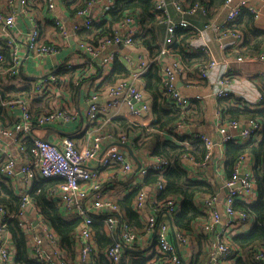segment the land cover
<instances>
[{
  "label": "built area",
  "instance_id": "1",
  "mask_svg": "<svg viewBox=\"0 0 264 264\" xmlns=\"http://www.w3.org/2000/svg\"><path fill=\"white\" fill-rule=\"evenodd\" d=\"M115 1L86 0V4L77 9L76 20L72 22L71 26H67L57 12L55 0H44L47 5L46 12L50 15L48 17L35 12L34 8L36 7L33 0H0V26L2 27V34L5 35L4 38L0 37L5 40L10 48L13 63L10 68L0 69V81L2 84H21L23 88L29 86L35 99L57 94V90L61 91V79L63 77H61V70L58 69L52 70L51 73L47 74L42 72L38 77L28 82L22 79V45L15 37V25L20 14L28 18L29 29L26 34V48L35 62L40 63L46 58L57 57L61 54L64 42L73 38L78 43L77 56L82 61H85V65H87L85 72L75 82L76 84L85 83L97 69H101L104 74L111 72L115 59L121 56L117 46L122 45L129 49L135 48L134 37L139 33L136 18L133 16L126 17L119 23L118 27H115L112 37H102L97 44L80 39L78 32L83 29H91L97 21L94 15L96 6H102L106 10L113 7ZM180 2L181 0L157 1L155 10L166 16L167 33L160 55L157 58H151V62H158L164 89L173 104L177 107L188 108L192 103V98L184 95L177 88V81L185 71L184 64L180 59L172 58L167 60L165 58L169 55L168 46L174 43L176 30L180 27L186 28L189 26L188 21L184 19L176 21L170 17L169 7L171 5L176 10L183 11ZM224 6L227 9V14L223 31L228 32L237 42H243V34L239 31L228 29L227 26L237 20L244 2L226 0ZM199 7L201 6L195 5L191 10ZM251 12L257 15L255 9L251 8ZM41 15L44 19H42ZM79 19H81V22L78 21ZM48 24L51 25V29H47L46 34H44V28ZM132 25L136 28H131ZM206 27H209V24ZM121 28L128 29V32L121 34ZM109 48L110 50L102 59L100 67L93 69L94 66L91 60ZM201 50L212 57V51L208 44H205ZM83 54H88V59ZM2 58L3 56L0 55V59ZM122 58L127 62V66L131 71V78L120 80L104 92H97L92 95V103L86 112L89 123H94L101 112L121 104H126L133 115H141L150 111L145 90L135 84V81L140 78L150 63L142 54L135 56L127 53L122 55ZM237 60L239 62H264V48L254 55L239 56ZM59 62L61 63V59ZM216 65L217 61L212 57L211 60L200 67V74L205 77L208 71ZM69 66L71 67L72 64H69ZM227 74L219 81L220 88L216 92L218 98L229 96L227 86L230 83V79ZM101 94L106 95L104 104L99 103ZM195 98L201 99V96L198 95ZM0 107H7L12 111L19 110L13 126L0 127V148L3 139L6 138L11 140L17 152L23 155L21 168H17L14 158L4 159L0 156V170L12 180H17L18 174L21 173L25 183L28 185L27 191L31 188L36 176L62 178L63 182L51 190L50 196L58 200L62 209L75 213L77 217L82 219L76 230L74 240L77 248L75 264H87L89 258L94 254L97 246L93 223L95 222V216L100 215H106L100 220L103 222L106 232L115 236L114 243L107 246L105 256L111 264H122L125 246L137 243L143 235L128 222H121L117 215L119 205L104 193L103 181L100 179L99 171L92 168L91 164L100 156L106 143H111V141L118 139L119 143H111L107 147L99 163L103 166L117 164L124 174L133 172L137 167L133 158L118 145L127 144L128 136L121 133L116 137L109 132H99L92 136L82 148L77 147L75 139L70 136L51 142L45 135L39 134L38 131L41 130L45 133L46 126L49 124L57 123L61 120L69 121L75 116L64 106H61V101L36 117L32 116L26 98L21 97L10 101L0 99ZM260 130L261 125L255 120L220 122L218 128L222 144H226L231 140L246 142L251 136L258 134ZM194 138L204 143L207 149L206 155L200 162H196L189 157H185L184 160H190L192 164L199 165L201 169H207L217 143L204 133H196ZM244 159L245 157L236 163L231 177L224 182L223 186L227 191L223 199L224 207L222 212L219 211L217 206L219 203L218 195L202 197L196 201L209 214L208 220L203 223L202 231L210 236V264H224L232 256L233 248L227 233L233 227L249 223L251 219L246 212L234 208L237 201L252 204L257 199L254 170L243 166ZM168 164L165 159L154 158L152 161L142 165L138 172L142 177L150 172H163ZM162 188L163 184H159L155 187V190L158 191ZM155 190L141 189L139 191L134 200V207L139 213L146 211L149 200L154 195ZM255 195L256 198L253 199ZM23 196L24 202L16 215L11 213L9 209L0 206V263L15 264V247L12 237L9 235L7 221L16 216L20 229L28 237L32 259L39 263L65 264V251L56 232L49 222L40 215L38 207L31 202L28 194ZM181 203V199L170 197L161 201L158 204V208L162 214L172 216L174 212L179 210ZM30 208H33L39 214L35 223L27 219V212ZM222 218L225 220L224 227L217 231V226L222 221ZM157 223V216L150 214L147 230L155 229ZM171 235H174L178 246L171 240ZM190 240V234L179 229H176L173 234L169 222L167 220L162 221L157 230L158 254L151 260L150 264H183L184 260L179 250V245L182 246L186 254H191ZM250 254L257 264H264V246H256L251 250Z\"/></svg>",
  "mask_w": 264,
  "mask_h": 264
},
{
  "label": "crops",
  "instance_id": "2",
  "mask_svg": "<svg viewBox=\"0 0 264 264\" xmlns=\"http://www.w3.org/2000/svg\"><path fill=\"white\" fill-rule=\"evenodd\" d=\"M55 1L57 4L56 8L58 9L57 12L61 15L62 21L66 23L67 26H71L72 22L77 18V8L81 6L85 0ZM33 2L36 7L34 8L36 11L34 9L33 11L42 14L44 17L50 16L46 12L47 5L44 0H33ZM235 2H244L243 8L248 9L249 11H251V8H253L257 11V15H254L255 17L253 26L257 30L264 32V0H235ZM201 7L190 10L189 12L178 11L172 5L169 7V14L173 20L180 21L184 19L189 23V26L186 28H191L193 31H195L194 36L190 40H188L186 44L187 52L190 54H202L207 58L208 61L213 57L217 61V65L213 69H210L205 77L200 74L201 66H197L195 60H191L190 63L186 65L187 68H185L184 74L177 81V88L184 95L192 98V103L188 108H193V106H195L196 104L199 107V110L194 107V113L192 118L190 119L191 122L180 123L174 131L178 136L194 137V134L196 133H204L209 135L214 141H216L217 145L215 147L213 157L207 166V169H201L199 165L192 164L190 160L185 159L184 163L188 166L190 177H193L197 180H208L211 183H215L216 180H219L221 182L222 192L218 194L219 203L217 204V206L219 211L222 212L224 207L223 199L226 193L223 185L227 177L224 173L226 161L224 153L226 145L221 143V136L218 132L219 124L221 122V113L219 108L220 105H230L239 108H244L245 106L252 108L255 106H262L261 104L264 97V62H239L237 60L239 56H242L236 55V53L238 52L237 50L240 48L242 42H237L231 35L228 34V32L223 31V28L226 25L227 14V9L224 5L215 10L210 9L209 12H206V10ZM109 9L105 10L102 6H96L94 8V15L97 19L95 23H100L101 21H103L104 16ZM42 15L41 17L42 19H44ZM78 21L81 22V19H79ZM136 24L138 29V23ZM207 24H209V27H206ZM118 26L119 23L115 25V27ZM165 27H167L166 24ZM131 28L136 27L132 25ZM28 29V18L25 16H21L20 14L15 25V37L22 45L23 57L21 62L22 71L25 75L35 78L38 77L42 72H46L45 74H47L51 73V71L55 69L62 70L63 65L66 69L77 67L78 64H82L79 66H84L85 69L87 68V65H85V61H82V59H80L76 54L78 43L73 38H71L69 41L64 42L61 48V54L57 57L46 58L40 63L35 62L30 52L26 48V34L28 33ZM47 29H51L50 24L45 26L44 34H46ZM120 31L121 34H125L128 32V29L121 28ZM80 32H78V36L81 39ZM0 36H2L3 38L5 37V35L2 34L1 26ZM165 37L166 34L163 37V43ZM205 44H208V46L210 47L212 51V57L202 52L201 48ZM117 49L119 50L121 55L120 57H118L119 61L124 63V65L126 66L127 62L123 60L122 55H126L127 53L135 56L142 54L147 59L148 63H152V56L144 48L135 46V48L129 49L127 47L119 45L117 46ZM109 50L110 48L102 51V53L98 57L91 60L94 66L93 69L100 67L102 59ZM83 55L86 59H88V54ZM165 58L169 60L176 57L175 55L171 54ZM60 59L61 63H58ZM69 64H72V66L70 67ZM113 66L114 64H112V68ZM98 70L101 69H97L94 73H92V75L85 81V83L80 85L81 87H71L66 80V77L61 74L63 76V78L61 79V91L57 90V94L46 96L40 99H35L33 97V92H31V98L28 97L26 98V100L29 103L31 114L33 117L39 114L38 113L37 115H35L37 110H39V112L41 113L45 112L51 109L54 104L57 105L60 101L61 106H64L71 113L75 114L72 120H61L60 122L49 124L48 126H46V132L43 133L41 130H39V134L45 135V137L51 142H55L59 138L62 139L66 136H70L75 139L77 147L82 148L92 136L99 132L107 130L108 125L111 124L110 121L112 119L114 120L115 118H126L135 125L145 127H148L154 121L155 116L152 111V102L151 99L147 97V101L150 105L149 112L142 113L141 115H133L131 114L129 107L126 104H121L119 106H114L109 110L101 112L94 123H89L87 120L86 112L92 103V95L97 92H104L110 86L118 82L117 81L114 84L105 82L104 76H111L112 72L104 74L102 70L101 72L103 74V77H99L97 79L91 78L92 76L94 77V75L97 74ZM226 74L229 75L230 79V83L227 86L229 96L218 98L216 96V92L220 88L219 81ZM135 84L144 89V85L141 82L140 78L135 81ZM3 85L7 87H16L18 89L23 87L21 86V84L6 83ZM198 95L201 96V99L195 98ZM105 96L106 95L104 94H101L99 96L100 104L105 103ZM51 99H53V101H51ZM47 105L50 106L49 109H46ZM1 108H6L7 112L2 111L0 114V127L13 126L15 124L16 116L19 110L12 111L7 107H0V109ZM139 135V130L131 133V142L135 137H138ZM167 138L171 139L172 141H177L176 136L170 134L167 135ZM130 139L128 137V140L126 142L127 144H130ZM111 143L116 144L119 142L118 139H115L114 141H111ZM111 143H106L104 145L103 151L100 156L91 164L92 168H95L99 171L100 179L103 181V191L107 195V197L118 204V201H120L123 197L128 195L137 187L142 186L143 189L155 190V187L157 185H145V177L147 175L143 177L140 176L139 172L137 171V167L133 172L124 174L120 169V166L117 164L111 166L100 165L99 162L102 154L107 149V147L111 145ZM118 145L121 149L127 151V148L123 144ZM0 156H2L4 159L9 157L14 158L17 163V168H21L20 165L23 161V155L17 152L16 147L11 140L6 138L3 139V143L0 148ZM138 159L143 165L152 161L154 157L152 158L151 156V149L144 148L143 150H141V154ZM254 165L255 161L250 157H245V159L243 160V166L245 168H254ZM148 175H153V173H150ZM0 176L7 177L1 170ZM11 182L16 190L23 193L26 192L28 185L25 183L24 177L21 173L18 174L17 180L11 179ZM158 192L159 191L155 190V193L150 198L147 209L144 213H139L134 207V202L132 203L133 209L136 210L140 217L139 223L136 225L130 222L131 220L130 218H128L126 212H124V210H121V207H119V212L117 213V215L121 222H128L129 224L131 223V226L138 232H140L141 235H143L141 237V240L137 243L125 246L123 254V262L125 264H130V262L132 263L133 261L143 260L144 258L147 259V264H150L151 260L158 254L156 228L151 231L147 230L149 215L155 214L157 216L158 222L162 214V212L158 208L156 200ZM200 198H197V200ZM255 198L256 195L253 199ZM63 211L64 214L69 218L77 217L75 213L68 212L65 209H63ZM205 214L206 218L196 222L193 226V230L189 233L191 235V254H186L182 246L179 245V250L182 253L183 260L186 264H191L192 261L194 264H210V236L202 231L203 223L209 218V214L207 212H205ZM38 216L39 214L33 208H30L27 212V219L30 222L35 223ZM253 223L254 220L250 219L249 223L243 224L239 227H233L230 232L227 233V237L229 238L230 244L233 248V254L228 260L224 262V264H234L239 258H242L246 261H251V263L253 264H257L253 260L248 250L241 249V247H239L237 244H234L232 241V237L248 233L253 226ZM224 224L225 220L222 218V221L217 226V231H220L224 227ZM103 230L106 237L104 238V240H102L103 243L99 244L98 241H96L97 247L94 254L89 258L87 264H106V262L110 264L109 260L105 256V250L107 246H109L106 245V242L108 240L114 242L115 236L106 232L104 224ZM95 233L96 231H94V236L97 237ZM9 235L12 237L10 231ZM171 240L173 241V243L176 242L174 235L171 236ZM73 246L75 248V255L77 256V248L75 242ZM129 251H132L131 254H127V252ZM65 254L67 253L65 252ZM72 263H76V257L72 256L71 251H69L67 264Z\"/></svg>",
  "mask_w": 264,
  "mask_h": 264
},
{
  "label": "trees",
  "instance_id": "3",
  "mask_svg": "<svg viewBox=\"0 0 264 264\" xmlns=\"http://www.w3.org/2000/svg\"><path fill=\"white\" fill-rule=\"evenodd\" d=\"M158 0H116L115 5L111 7L105 14L103 21L94 23L89 30H82L80 37L84 41L97 44L102 37H112L115 25L122 22L126 17L133 16L138 23L139 33L134 37L136 47L146 49L152 58L160 55L163 37L166 34L165 20L166 16L155 10ZM226 0H181L180 6L184 12H189L195 5L202 6L206 12L210 9H218L225 4ZM84 3L79 6H84ZM248 9L242 8L237 20L227 26L228 29L239 31L244 36L240 48L236 55L250 56L260 52L264 48V32L254 28V16ZM195 34L191 28H178L174 43L168 46L169 55H175L186 65L191 60H195L198 66L205 65L208 60L202 54H190L187 52L186 44ZM0 69L10 68L12 66V57L10 48L4 39L0 38ZM111 70V76H104L105 82L114 84L123 79L131 77L130 69L124 65L119 58L114 61ZM63 69L60 71L69 85L72 87H81L75 82L85 72L84 66H77L71 69ZM61 75V77H63ZM21 77L24 81H31L33 78L25 75L21 71ZM103 77L101 70L91 78ZM140 80L144 85V90L152 102V111L155 116L154 121L148 126L135 125L126 118H115L110 121L108 129L104 132L112 133L118 137L121 133L126 134L129 139L131 133L139 130L140 135L135 137L130 144H124L132 148L137 157L140 156L141 150L144 148L151 149L152 158H161L168 161V166L163 172H150L153 175L145 177L146 186H156L163 184V188L158 190L156 197L157 205L170 197L182 200L181 206L177 212L172 214L175 228L190 233L196 222L206 218L203 207L196 203L197 198L215 196L222 192V184L219 180L211 183L208 180H197L190 177L188 166L184 163V158H192L196 162H200L206 155V147L201 140L193 136H178L175 129L180 123H190V119L194 113V107L199 110L195 104L193 108H181L173 104L163 86V78L161 76L158 62H152L143 71ZM85 81V79H83ZM82 85V84H81ZM97 92V91H96ZM31 95L30 87H7L0 81V99L10 101L17 98H28ZM31 98V97H30ZM29 98V99H30ZM262 106L244 108L233 107L230 105H220L221 122L226 123L231 120H240L243 122L255 120L261 125L258 134L251 136L246 142L231 140L225 145V167L224 173L227 178L231 177L236 163L243 157H250L255 161L254 165V182L256 185L257 199L252 204H246L237 201L234 208L246 212L251 219L254 220L253 226L246 234L232 237L234 244L241 249L248 250L251 253L256 246H264V97ZM195 108V109H196ZM6 111V108L0 109ZM40 114L39 110L35 115ZM38 114V115H39ZM36 117V116H35ZM113 124V125H112ZM176 136L177 141L167 138V135ZM29 145V144H27ZM149 173V174H150ZM8 177V176H7ZM0 176V206L10 210L14 215L18 214L23 204V195L28 194L31 202L36 205L42 215L56 232L61 245L64 248L65 263L67 264L68 252L76 257L74 240L76 230L81 224V218H69L64 214L58 200L50 196L53 188L63 182L62 178H42L36 176L31 188L25 193L16 190L8 177ZM142 186L135 188L128 195L118 201L121 210L126 212L130 222L138 224L140 217L136 210L133 209L134 202ZM106 215L95 216L93 229L96 231L95 236L98 243L106 237L103 230V222L99 221ZM126 219V218H125ZM131 224V223H130ZM7 227L12 234L13 244L15 247V264H46L39 263L30 256V246L28 244L27 235L20 229L18 218L16 216L8 219ZM173 236V235H171ZM97 243V244H98ZM114 242L108 240L106 245ZM132 251L127 252L131 254ZM73 264V263H72ZM108 264V262H106ZM111 264V263H110ZM122 264H125L122 262ZM130 264H147V259L133 261ZM191 264H194L193 261ZM234 264H253L251 261L239 258Z\"/></svg>",
  "mask_w": 264,
  "mask_h": 264
},
{
  "label": "water",
  "instance_id": "4",
  "mask_svg": "<svg viewBox=\"0 0 264 264\" xmlns=\"http://www.w3.org/2000/svg\"><path fill=\"white\" fill-rule=\"evenodd\" d=\"M136 106H137V104H136ZM124 146H125V145H124ZM125 147L127 148V152H128V154L133 158L135 164L137 165V171H139V169L142 167L143 164H142L141 161L138 159V157L135 155V153L133 152V150H132L131 147H129V146H127V145H126ZM225 191H227V190H225ZM164 220H167V221L169 222V224H170V226H171L172 233L174 234L176 228H175V225H174V222H173V217L170 216V215H167V214H161V216H160V218H159V221H158V223H157V226H156V232H157V230H158V227H159L160 223H161L162 221H164ZM174 238H175V237H174ZM175 240H176V239H175ZM175 244L178 246L177 241L175 242ZM183 264H186V263L184 262Z\"/></svg>",
  "mask_w": 264,
  "mask_h": 264
},
{
  "label": "rangeland",
  "instance_id": "5",
  "mask_svg": "<svg viewBox=\"0 0 264 264\" xmlns=\"http://www.w3.org/2000/svg\"><path fill=\"white\" fill-rule=\"evenodd\" d=\"M51 101H53V99H51ZM47 102V101H46ZM50 108V106L49 105H47V107H46V109H49Z\"/></svg>",
  "mask_w": 264,
  "mask_h": 264
}]
</instances>
